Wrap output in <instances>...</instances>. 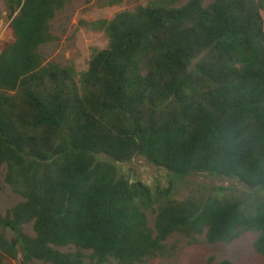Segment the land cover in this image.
Wrapping results in <instances>:
<instances>
[{"label": "trees", "instance_id": "16d2710c", "mask_svg": "<svg viewBox=\"0 0 264 264\" xmlns=\"http://www.w3.org/2000/svg\"><path fill=\"white\" fill-rule=\"evenodd\" d=\"M70 1L9 0L0 191L21 200L0 212V264L20 253L26 264H148L176 254V235L249 231L264 257V0H154L99 19L90 26L108 46L81 72L44 51ZM137 156L179 178L237 179L251 195L154 199L119 171Z\"/></svg>", "mask_w": 264, "mask_h": 264}, {"label": "rangeland", "instance_id": "374dc122", "mask_svg": "<svg viewBox=\"0 0 264 264\" xmlns=\"http://www.w3.org/2000/svg\"><path fill=\"white\" fill-rule=\"evenodd\" d=\"M154 0H71L66 8L57 14L52 22L55 40L44 46L47 61L62 65H73L78 72L85 71L95 50L108 46V37L103 30H95L90 25L99 19H112L123 10H135ZM187 0H181L184 3ZM264 17V12H263ZM9 0H0V52L5 43L14 39L11 26ZM120 173L142 187H148L151 195L170 196L183 200L188 197L207 198L208 196L250 197L249 188L237 179L197 172L184 177L171 175L168 170L150 162L143 156L134 157L127 162L118 163ZM162 194H159L158 192ZM21 200L9 187L0 191V212L7 211ZM157 207V205H156ZM154 215L149 213V223L153 226ZM26 231L34 234L32 225ZM5 234L14 239L10 230ZM178 239V250L172 257L156 258L148 264H217L224 259L234 264H264V257L254 247L256 232H244L232 242L209 243L205 234L194 238L176 235L170 242ZM26 264L21 255L18 259H8L6 264ZM28 264H50L34 261Z\"/></svg>", "mask_w": 264, "mask_h": 264}, {"label": "water", "instance_id": "95a60500", "mask_svg": "<svg viewBox=\"0 0 264 264\" xmlns=\"http://www.w3.org/2000/svg\"><path fill=\"white\" fill-rule=\"evenodd\" d=\"M140 184V183H139ZM141 185V184H140ZM19 255H21V253L19 254ZM22 256V255H21ZM22 264H23V262H22Z\"/></svg>", "mask_w": 264, "mask_h": 264}]
</instances>
